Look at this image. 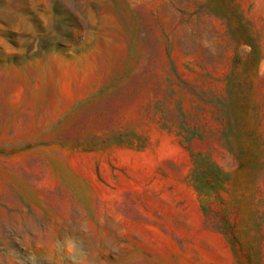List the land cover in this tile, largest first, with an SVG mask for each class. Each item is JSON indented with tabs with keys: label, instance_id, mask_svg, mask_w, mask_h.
Returning a JSON list of instances; mask_svg holds the SVG:
<instances>
[{
	"label": "rangeland",
	"instance_id": "374dc122",
	"mask_svg": "<svg viewBox=\"0 0 264 264\" xmlns=\"http://www.w3.org/2000/svg\"><path fill=\"white\" fill-rule=\"evenodd\" d=\"M264 264V0H0V264Z\"/></svg>",
	"mask_w": 264,
	"mask_h": 264
},
{
	"label": "clouds",
	"instance_id": "9594fccd",
	"mask_svg": "<svg viewBox=\"0 0 264 264\" xmlns=\"http://www.w3.org/2000/svg\"><path fill=\"white\" fill-rule=\"evenodd\" d=\"M55 247L66 254L69 264H96L91 250L78 236L65 235L60 237L56 240ZM31 260L35 264L36 258L31 257Z\"/></svg>",
	"mask_w": 264,
	"mask_h": 264
}]
</instances>
